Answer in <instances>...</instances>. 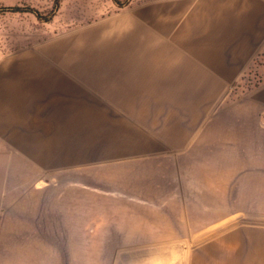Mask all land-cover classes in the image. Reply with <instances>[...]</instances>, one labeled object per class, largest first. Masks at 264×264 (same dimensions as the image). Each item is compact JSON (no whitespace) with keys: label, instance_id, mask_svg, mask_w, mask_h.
<instances>
[{"label":"crops","instance_id":"obj_1","mask_svg":"<svg viewBox=\"0 0 264 264\" xmlns=\"http://www.w3.org/2000/svg\"><path fill=\"white\" fill-rule=\"evenodd\" d=\"M150 13L126 21L106 49L61 51L56 64H0V211L21 185H66L69 161L113 171V195L181 204L172 219L211 203L213 138L228 135V89L264 52V0H166ZM248 93L241 99L252 113L239 119L264 138V81ZM240 164L253 171L250 185L262 186L245 201L264 217V161ZM211 226L183 220L166 232ZM223 234L229 254L210 264H264V224Z\"/></svg>","mask_w":264,"mask_h":264},{"label":"rangeland","instance_id":"obj_2","mask_svg":"<svg viewBox=\"0 0 264 264\" xmlns=\"http://www.w3.org/2000/svg\"><path fill=\"white\" fill-rule=\"evenodd\" d=\"M164 1L0 0V7H33L47 17L0 11V64L8 60L20 65L56 64L61 51L106 49L109 37L122 33L126 21L149 17ZM263 81L261 52L253 68L228 89L229 130L226 139L213 138L212 201L201 203L204 209L172 219L173 209L181 213V204L143 203L113 195L120 188L113 171L98 163L90 168L87 161L76 169V161H69L73 167L62 175L66 185L44 186L45 181L38 180L35 186L21 185L18 194L13 191L12 200L5 202L0 211V264H210L205 259L228 256L222 246L227 240L224 232L239 224H264L262 212L245 201L252 193L263 192L262 186L250 185L253 171L236 169L241 162L264 161V138L255 136L257 128L251 127L250 119L240 121L241 115L252 113L241 98ZM242 125L248 128L241 129ZM219 163L228 169L217 168ZM157 211L162 216L157 217ZM183 220L194 221L197 230L209 222L212 226L195 234L166 232L183 229ZM206 242L211 244L207 250L196 249Z\"/></svg>","mask_w":264,"mask_h":264},{"label":"trees","instance_id":"obj_3","mask_svg":"<svg viewBox=\"0 0 264 264\" xmlns=\"http://www.w3.org/2000/svg\"><path fill=\"white\" fill-rule=\"evenodd\" d=\"M117 1V0H115ZM58 7V2L55 5V9ZM0 11H12V12H31L35 14L38 18L47 19L45 15H43L40 11L33 7H20V6H5L0 7Z\"/></svg>","mask_w":264,"mask_h":264}]
</instances>
